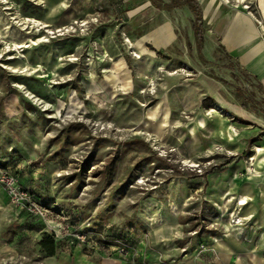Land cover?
I'll return each instance as SVG.
<instances>
[{"label":"rangeland","instance_id":"rangeland-1","mask_svg":"<svg viewBox=\"0 0 264 264\" xmlns=\"http://www.w3.org/2000/svg\"><path fill=\"white\" fill-rule=\"evenodd\" d=\"M143 1L0 0V175L41 201L58 233L46 255L44 221L0 184V264H264L263 227L244 204L206 200L235 163L252 173L264 145V118L235 87L263 107L264 93L223 66L219 44L208 57L185 48L184 16L181 42L139 41L171 16L152 4L130 13ZM180 188L188 200L170 199Z\"/></svg>","mask_w":264,"mask_h":264},{"label":"crops","instance_id":"crops-1","mask_svg":"<svg viewBox=\"0 0 264 264\" xmlns=\"http://www.w3.org/2000/svg\"><path fill=\"white\" fill-rule=\"evenodd\" d=\"M196 1L200 6L204 25V40L201 50H198L195 45L192 28L193 16L186 6L170 10L171 16L160 12L159 22L151 29L142 32L139 41L151 44L156 50H166L172 44L181 42L178 37L180 35L178 27L180 24L183 28L181 19L184 16L188 21L184 27L185 31L182 29L187 40V43L183 42L185 48L189 47L192 50V47H196L199 55L208 57L212 55L215 46L219 44L223 54L228 55L240 68L251 75L254 81L256 79L260 82L264 90V0ZM150 4L149 0H144L130 13L135 14ZM250 8L254 9V12ZM181 38L183 39V36ZM254 152V160L251 162L252 173H244L247 166L244 162L235 163L233 167L231 166L232 168L222 172L217 177L218 180L215 179L214 183H209L206 200H220L226 196L227 201H224V205L234 208L236 207L235 200L244 198L246 202L244 206H241L240 213L248 216L253 225L258 228L259 226L263 227L264 233V145L255 147ZM179 190L169 198L173 199L175 196L178 201L188 200L189 196L186 191L181 188ZM12 207L21 212L22 208ZM157 220L158 223L162 221V219ZM226 239L233 242L236 235H229ZM262 240L264 243V239ZM225 258L229 263L235 261L228 254L225 255Z\"/></svg>","mask_w":264,"mask_h":264},{"label":"trees","instance_id":"trees-1","mask_svg":"<svg viewBox=\"0 0 264 264\" xmlns=\"http://www.w3.org/2000/svg\"><path fill=\"white\" fill-rule=\"evenodd\" d=\"M152 5H154L157 9H164L166 11H170L175 8H179L182 6H186L192 13L193 19H192V28L194 32V38H195V45L198 50H201L203 45V34H204V25L202 21V14L201 9L196 0H168L167 2H163L162 0H149ZM222 49V48H221ZM225 54V53H224ZM226 58L229 60V63L227 65H223L225 68L229 69L233 75L238 79L239 76H242V81H253L256 83V87L264 93V90L262 89V86L260 82H258L256 79L254 81V78L249 75L245 70L240 68V66L232 61L228 55H226ZM222 82L225 85H228L227 81L222 80ZM234 95L236 97H244L248 100L251 108L262 115L264 118V107L262 105V100H258L254 97V94L247 90L246 86L243 87H235V93ZM41 202V201H40ZM39 246L40 249L46 254V255H54L56 250V241L54 236L45 231L42 233L41 239L39 240Z\"/></svg>","mask_w":264,"mask_h":264},{"label":"built area","instance_id":"built-area-1","mask_svg":"<svg viewBox=\"0 0 264 264\" xmlns=\"http://www.w3.org/2000/svg\"><path fill=\"white\" fill-rule=\"evenodd\" d=\"M0 184L5 191L6 195L8 196V199L12 206H18L22 208L23 210L27 211L28 214L41 219L45 223L46 231L51 233L54 238L56 239L58 237L57 230L55 228V225H51L50 221L47 220V209L43 204L40 203L36 198H34L31 194H29L21 185L18 183L17 178L7 173H2L0 175ZM237 205H242L240 203V200H236ZM232 213V212H231ZM232 222L234 223H240L241 218L237 214H231ZM81 240L84 239V235L80 236ZM79 237V238H80ZM116 253L118 255H126L127 254V248L125 246H120L116 248Z\"/></svg>","mask_w":264,"mask_h":264},{"label":"bare ground","instance_id":"bare-ground-1","mask_svg":"<svg viewBox=\"0 0 264 264\" xmlns=\"http://www.w3.org/2000/svg\"><path fill=\"white\" fill-rule=\"evenodd\" d=\"M50 33V32H49ZM46 39H43V41H45ZM42 41V40H41ZM15 46L16 47H23V46H25V45H23V44H15ZM240 200V203L241 204H244L246 201L245 200H242V199H239Z\"/></svg>","mask_w":264,"mask_h":264}]
</instances>
